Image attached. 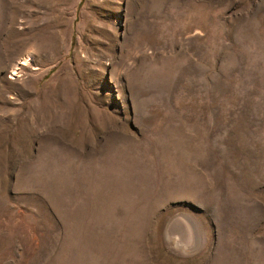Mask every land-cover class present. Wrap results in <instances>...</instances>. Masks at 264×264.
Returning <instances> with one entry per match:
<instances>
[{
    "label": "rangeland",
    "instance_id": "obj_1",
    "mask_svg": "<svg viewBox=\"0 0 264 264\" xmlns=\"http://www.w3.org/2000/svg\"><path fill=\"white\" fill-rule=\"evenodd\" d=\"M0 264H264V0H0Z\"/></svg>",
    "mask_w": 264,
    "mask_h": 264
},
{
    "label": "bare ground",
    "instance_id": "obj_2",
    "mask_svg": "<svg viewBox=\"0 0 264 264\" xmlns=\"http://www.w3.org/2000/svg\"><path fill=\"white\" fill-rule=\"evenodd\" d=\"M29 58V57H28ZM28 58H27V56L25 57V58H23V61H22V63H26L27 61H28ZM30 60V59H29Z\"/></svg>",
    "mask_w": 264,
    "mask_h": 264
}]
</instances>
